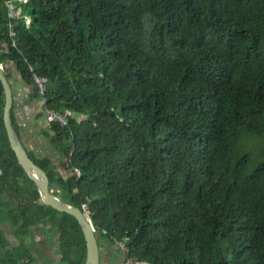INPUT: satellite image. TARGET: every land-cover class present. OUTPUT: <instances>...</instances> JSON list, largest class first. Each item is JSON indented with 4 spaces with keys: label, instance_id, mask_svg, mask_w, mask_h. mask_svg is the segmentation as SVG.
I'll return each mask as SVG.
<instances>
[{
    "label": "trees",
    "instance_id": "trees-1",
    "mask_svg": "<svg viewBox=\"0 0 264 264\" xmlns=\"http://www.w3.org/2000/svg\"><path fill=\"white\" fill-rule=\"evenodd\" d=\"M0 64L45 77V108L72 113L50 124L67 178L28 156L56 197L88 205L99 238L136 264H264L250 148L264 139V0H0ZM3 107L0 81V264H85L78 222L17 163ZM50 236L58 255L42 259Z\"/></svg>",
    "mask_w": 264,
    "mask_h": 264
},
{
    "label": "crops",
    "instance_id": "crops-1",
    "mask_svg": "<svg viewBox=\"0 0 264 264\" xmlns=\"http://www.w3.org/2000/svg\"><path fill=\"white\" fill-rule=\"evenodd\" d=\"M8 17L13 19L9 14ZM5 74L12 88L11 109L24 149L35 160L50 161L56 176L67 178L69 175L68 162L61 150L53 144L54 134L50 128L51 123L47 120V108H45L43 99L39 97L35 84L25 81L12 64L8 66ZM98 241L100 264H123V253L114 244L109 243L103 237ZM38 255L46 259L45 256ZM52 256L55 257V255L47 257ZM47 263L46 260L45 264Z\"/></svg>",
    "mask_w": 264,
    "mask_h": 264
},
{
    "label": "water",
    "instance_id": "water-1",
    "mask_svg": "<svg viewBox=\"0 0 264 264\" xmlns=\"http://www.w3.org/2000/svg\"><path fill=\"white\" fill-rule=\"evenodd\" d=\"M19 14L21 15V10ZM0 81L4 90L3 124L10 149L13 151L17 163L21 166L27 177L36 184L41 202L44 206L58 213L67 214L78 222L86 242L85 264H100L99 235H97L93 224L84 217L81 209L64 203L54 195V191L50 188V178L47 172H44L42 168L28 156L17 133L11 125L10 110L13 104L12 88L4 73L2 64H0Z\"/></svg>",
    "mask_w": 264,
    "mask_h": 264
},
{
    "label": "built area",
    "instance_id": "built-area-1",
    "mask_svg": "<svg viewBox=\"0 0 264 264\" xmlns=\"http://www.w3.org/2000/svg\"><path fill=\"white\" fill-rule=\"evenodd\" d=\"M7 8H8L9 16H12V18H17V17H15V14H18V12H20V10L18 11L17 8H13L11 5H7ZM18 15H20V14H18ZM30 70L34 71V69L32 67H30ZM33 78H34V83L37 86L38 92L40 93L41 97H43V94L46 91V78L43 77V76H40V75H38L36 73H34ZM44 102H45V100H44ZM70 115H72L71 112H67L66 114H58V113H55V112L53 113V111L51 112V110L47 109V120L50 123L58 122L61 125L66 126L67 122H68L67 121V117L70 116ZM76 172L78 174H80L78 170H76ZM81 211H82L84 217L89 222L92 223V220L90 218V212H89V209H88V205H82ZM103 235H106V233L104 232ZM115 246L123 253L124 256L127 255L126 259H124V264H136L134 259L132 257L128 256L129 255V247H127L126 243H124L123 241L117 240L115 242Z\"/></svg>",
    "mask_w": 264,
    "mask_h": 264
},
{
    "label": "rangeland",
    "instance_id": "rangeland-1",
    "mask_svg": "<svg viewBox=\"0 0 264 264\" xmlns=\"http://www.w3.org/2000/svg\"><path fill=\"white\" fill-rule=\"evenodd\" d=\"M17 10L19 11L20 9H17ZM18 14H19V12H18ZM18 14H15V17L20 18L21 15H18ZM250 148H251V151L257 157H263L264 158V139L262 141H258L256 143H254L253 145H251ZM99 237H100V235H99ZM37 239H39V238H37ZM39 240H38L37 243H39ZM40 242H41V245H35V251L36 252H39L40 254L42 252L41 255L45 256L46 258H47V256H50V255H55V257H57V254H58V249H57L58 241H57V238L54 239L53 236H50V237L46 238L45 242H42V241H40ZM40 249H41V251H40ZM126 257H127V255L126 256L123 255V264H124V259H126Z\"/></svg>",
    "mask_w": 264,
    "mask_h": 264
}]
</instances>
